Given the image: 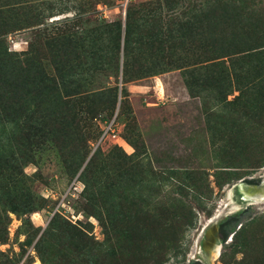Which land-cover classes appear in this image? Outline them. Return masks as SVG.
Masks as SVG:
<instances>
[{
	"label": "rangeland",
	"instance_id": "1",
	"mask_svg": "<svg viewBox=\"0 0 264 264\" xmlns=\"http://www.w3.org/2000/svg\"><path fill=\"white\" fill-rule=\"evenodd\" d=\"M0 113V264H264V0H0Z\"/></svg>",
	"mask_w": 264,
	"mask_h": 264
},
{
	"label": "trees",
	"instance_id": "2",
	"mask_svg": "<svg viewBox=\"0 0 264 264\" xmlns=\"http://www.w3.org/2000/svg\"><path fill=\"white\" fill-rule=\"evenodd\" d=\"M11 75H13V74H11ZM17 77V76H16ZM16 82H17V85L18 86H21V85H23L26 81H25V78L23 77V76H21V75H19V77H17V79H16ZM26 85H27V83H26ZM39 85V84H38ZM53 89V88H52ZM50 91H52V90H49V88H46V87H43L42 89H41V91H40V93H41V103L43 104V106L45 107L47 104H48V101H49V98L48 97H50L52 94H51V92ZM1 114V113H0ZM49 117L51 116V114H49L48 115ZM0 117H1V115H0ZM1 119V118H0ZM1 139H2V135H1V130H0V143H1ZM17 141H19V139L17 140ZM1 146V145H0ZM22 152H23V154H30L31 153V151L34 149V148H29V147H27V146H25V144H22ZM7 150H5V152H6ZM35 153H37V152H39V151H37V150H35L34 151ZM39 154H40V152H39ZM28 157V156H27ZM26 157H24V159H25ZM5 159H7V158H5ZM34 210H37L36 208H30V210L28 211L29 213H31V211H34ZM103 216V215H102ZM58 217H59V214L58 213H56L55 214V216L53 217V219L50 221V223H49V226H51V228H52V232H54V231H57V222H58ZM98 217H99V219H100V221L102 220V217L101 216H99L98 215ZM238 217H239V214H236V215H232V216H230V217H227L222 223H221V233L223 234V239H224V241H226L227 239H228V237L230 236V234H234V237H236V235L238 234V232H236V226L239 224H234V225H232L233 223H235L236 222V220L238 219ZM67 222V221H66ZM67 226L69 227V228H75V226L74 225H72V224H70L69 222H67ZM82 233H84L85 234V232L86 231H81ZM50 233V232H49ZM42 262H43V264H47V262H46V260L45 259H43L42 258ZM24 264H32L31 262H25Z\"/></svg>",
	"mask_w": 264,
	"mask_h": 264
},
{
	"label": "bare ground",
	"instance_id": "3",
	"mask_svg": "<svg viewBox=\"0 0 264 264\" xmlns=\"http://www.w3.org/2000/svg\"><path fill=\"white\" fill-rule=\"evenodd\" d=\"M253 204H255V203H253ZM215 256H219V254H220V250L218 249L217 251H215ZM34 264H42L39 260H37Z\"/></svg>",
	"mask_w": 264,
	"mask_h": 264
},
{
	"label": "flooded vegetation",
	"instance_id": "4",
	"mask_svg": "<svg viewBox=\"0 0 264 264\" xmlns=\"http://www.w3.org/2000/svg\"><path fill=\"white\" fill-rule=\"evenodd\" d=\"M238 194L241 196V197H243V195L242 194H240V192L238 191ZM220 228H221V225H220ZM222 236H223V234H222ZM206 237H207V233H205V239H206ZM223 241H224V239H223Z\"/></svg>",
	"mask_w": 264,
	"mask_h": 264
},
{
	"label": "built area",
	"instance_id": "5",
	"mask_svg": "<svg viewBox=\"0 0 264 264\" xmlns=\"http://www.w3.org/2000/svg\"><path fill=\"white\" fill-rule=\"evenodd\" d=\"M125 1V4H128L130 2V0H124Z\"/></svg>",
	"mask_w": 264,
	"mask_h": 264
},
{
	"label": "water",
	"instance_id": "6",
	"mask_svg": "<svg viewBox=\"0 0 264 264\" xmlns=\"http://www.w3.org/2000/svg\"><path fill=\"white\" fill-rule=\"evenodd\" d=\"M237 187H239V186H237Z\"/></svg>",
	"mask_w": 264,
	"mask_h": 264
}]
</instances>
